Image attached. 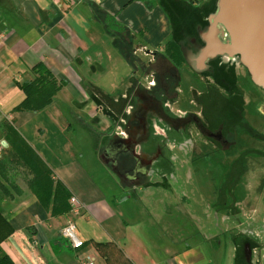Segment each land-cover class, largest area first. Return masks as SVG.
<instances>
[{"label":"crops","instance_id":"0c3cea01","mask_svg":"<svg viewBox=\"0 0 264 264\" xmlns=\"http://www.w3.org/2000/svg\"><path fill=\"white\" fill-rule=\"evenodd\" d=\"M215 6L217 0H0V160L8 155L4 127L9 123L79 207L76 214L50 217L30 190L32 175L4 160L0 249L14 264H83L85 257L93 264H217L209 252L221 248L218 239L223 235L224 242L233 243L234 260L242 250L239 264H247L241 262L250 248L261 264L264 237L254 230L237 240L230 226H238L242 219L224 218L225 212L217 210L221 199H190L187 216L182 199H131L126 190L151 182L179 187L185 143L190 145L184 154L190 166L213 155L203 154L192 139L188 141L192 124L177 123L187 112L163 104L154 80L152 87L133 85L131 75L139 67H133L125 54L130 52L139 62L146 59L149 66L172 40L186 48V58L198 59L212 42L209 28ZM107 16L120 26L113 29ZM203 27L206 30L199 33ZM138 47L151 51L154 59L137 53ZM38 65L66 86L41 112L15 110L25 97L18 83L31 81ZM174 99L175 104L177 95ZM117 105H123L120 114ZM122 119L127 123L126 137L107 135L111 124ZM85 138L94 142L88 168L100 172L97 179L83 164L84 153L75 142L86 143ZM149 144L154 146L144 152ZM214 155L230 156L221 151ZM199 169L195 166L194 172ZM131 174L136 175L133 181ZM149 207L160 211L152 213ZM68 221L84 243L80 249L61 236ZM155 224L157 231L152 232ZM186 225L190 228L184 229ZM95 243L109 246L102 253Z\"/></svg>","mask_w":264,"mask_h":264},{"label":"rangeland","instance_id":"374dc122","mask_svg":"<svg viewBox=\"0 0 264 264\" xmlns=\"http://www.w3.org/2000/svg\"><path fill=\"white\" fill-rule=\"evenodd\" d=\"M215 11H217V6H215ZM198 30L200 33L201 30L205 31L206 29L203 27ZM185 50L184 47V55ZM223 57L219 55L204 61L201 60V56L198 59L185 57L184 64L178 68L176 76L168 79L162 68L159 69L160 73L157 75L154 72L155 76L152 72L147 73L149 70L146 59V61L136 63L139 69L135 68L131 75L133 85L135 84L138 88L143 85L145 88L148 86V82H152L155 77L157 79L154 82L158 86L162 81L161 87L165 88L166 93L160 95L163 97H161V102L172 105L175 110L197 115V125H191L188 128L193 132L191 137L188 136V141L192 139L194 147L203 150V154L213 155L210 159L206 158V161L199 159L190 166L189 157L184 156L190 151V145L185 143L183 144L185 150H182L184 154L180 159L183 169L180 168L178 172L179 187H173L168 182L158 187L155 182H151L148 187L143 184L126 190L131 199H182V212H187V214L185 213L187 216L190 211V199H221L220 203L218 202L217 208L219 209L217 210L225 212L227 216L224 218L234 216V218L242 219L238 226L234 224L230 226V231H234L231 233L234 236L238 235L237 240L249 237L250 235L245 233L251 234L254 230L257 231L258 236L264 237V230L261 229L264 228V224L260 228L255 227L259 226L261 222L264 223V90L252 83L247 70L237 57L230 59ZM154 91H159L157 86ZM175 95H177V100L174 104ZM191 96L192 101L197 104L196 107L191 102ZM122 108L123 105H117L115 109L120 114ZM164 109L167 113V109L165 107ZM168 115L175 118L172 113ZM111 125L112 128L107 133L110 136L114 135V132L119 135L117 127L124 128L119 121ZM215 133H219V136L221 134L220 141L214 137ZM185 138L184 136L180 137L182 141ZM85 139L86 143L83 141L84 139H75V142L84 153L83 164H86L89 173L97 179L100 172L95 168H88V161L92 160L94 153V148H91L94 146V142L92 139L91 141ZM152 146L154 145H146L142 150L145 152ZM218 149H225L230 154L229 158L214 155ZM200 164L201 166H199ZM195 166L200 168L197 173L194 172ZM176 168H178L177 165ZM136 206L135 213L138 212ZM220 206L224 210L220 209ZM164 207L173 208V205L165 204ZM149 210L152 213L160 211V209L152 207H149ZM201 211L202 208H198V212ZM255 220L256 223H254ZM153 222L160 223L161 221ZM156 227L157 224L151 226L150 230L156 232ZM183 228L189 229L190 227L186 225ZM242 229L243 231H241ZM150 237L153 238L152 235ZM222 239L226 240L225 235L218 239V246L221 245V248L210 249V255L213 258L215 256L217 264H239L242 250H238L235 255L236 260H234L233 243L224 242ZM140 241L144 243L142 237ZM216 246L213 244V247ZM235 249L236 247H234V251ZM251 249L246 250L245 258L248 261L246 262L245 259L244 262L243 259L241 263L250 264L253 258ZM259 260L261 264H264L263 250L260 251Z\"/></svg>","mask_w":264,"mask_h":264},{"label":"trees","instance_id":"16d2710c","mask_svg":"<svg viewBox=\"0 0 264 264\" xmlns=\"http://www.w3.org/2000/svg\"><path fill=\"white\" fill-rule=\"evenodd\" d=\"M145 1V0H142ZM110 24L114 29L119 27L110 17ZM183 47V48H182ZM184 46L170 40L163 46L161 55L157 57L155 62L148 67L149 72L157 75L160 68L164 69L166 78L176 76L178 68L185 61L183 53ZM126 60L134 67L138 61L131 56L130 52L125 54ZM33 70L35 77L31 81H24L19 87L23 91L25 97L22 103L15 108L19 111H28L38 113L50 106L54 102L56 94L66 86L63 79H57L51 72L47 71L42 65L36 66ZM157 72V73H156ZM145 74V73H144ZM142 74V75H144ZM154 74V76H155ZM156 77L154 80L156 81ZM179 82V81H178ZM177 82V84H178ZM156 83L159 91L156 96L165 94L166 90ZM156 88V87H155ZM4 137L8 144V155L0 160L2 166L4 160L22 166L30 175L29 187L36 199L42 204L50 217L65 215L71 211L69 200L71 194L65 185L59 180L52 179V172L33 149L21 138L17 130L11 124H5ZM95 246L104 253L105 248L109 244L95 243ZM0 264H14L12 260L0 249Z\"/></svg>","mask_w":264,"mask_h":264},{"label":"water","instance_id":"95a60500","mask_svg":"<svg viewBox=\"0 0 264 264\" xmlns=\"http://www.w3.org/2000/svg\"><path fill=\"white\" fill-rule=\"evenodd\" d=\"M210 22L212 42L202 50L201 60L237 57L252 83L264 90V0H217ZM224 31L226 43L219 39Z\"/></svg>","mask_w":264,"mask_h":264},{"label":"built area","instance_id":"2783aa9c","mask_svg":"<svg viewBox=\"0 0 264 264\" xmlns=\"http://www.w3.org/2000/svg\"><path fill=\"white\" fill-rule=\"evenodd\" d=\"M221 39L228 42V38H227V36H225V34L223 32H221ZM136 52L142 54L143 56H148V57H151V59H154V54L151 51H147V49H145L144 47H138L136 49ZM153 85H154V82L148 83L149 87H152ZM130 109H131V107H130ZM120 123H122L124 128L117 127L118 131L120 132L119 135L126 137L127 133H126L125 129H127V123L125 120H121ZM69 204L71 206L72 213L76 214L79 212V207L77 205L78 203H77L76 199L71 198ZM61 236L69 243V245L73 249H80L84 246L83 241L79 238V236L77 234L76 226L72 221H68L66 223V225L62 228ZM257 255H258L257 252L254 250L253 251V258L251 259L252 264L258 263ZM83 264H93V263L91 262V259L89 257H85L83 260Z\"/></svg>","mask_w":264,"mask_h":264},{"label":"flooded vegetation","instance_id":"af4514ba","mask_svg":"<svg viewBox=\"0 0 264 264\" xmlns=\"http://www.w3.org/2000/svg\"><path fill=\"white\" fill-rule=\"evenodd\" d=\"M227 35V34H226ZM182 120H180V122H177V123H179L182 127L187 123V124H192V125H194V126H196L197 125V115H193V114H189V113H187V114H185L182 118H181ZM197 130V129H196ZM211 136V135H210ZM220 136H221V134H220ZM220 136H219V133H215L214 134V137H216V139L217 140H221V138H220ZM218 143H220V142H218ZM217 151H221V152H226V150L225 149H218ZM120 164L122 165V166H124V164H123V160H120ZM136 175H133L132 176V174L129 176V177H132V181H133V177H135Z\"/></svg>","mask_w":264,"mask_h":264}]
</instances>
